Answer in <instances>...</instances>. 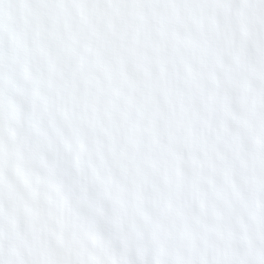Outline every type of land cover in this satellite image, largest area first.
I'll return each mask as SVG.
<instances>
[{"label": "snow or ice", "instance_id": "obj_1", "mask_svg": "<svg viewBox=\"0 0 264 264\" xmlns=\"http://www.w3.org/2000/svg\"><path fill=\"white\" fill-rule=\"evenodd\" d=\"M0 264H264V0H0Z\"/></svg>", "mask_w": 264, "mask_h": 264}]
</instances>
